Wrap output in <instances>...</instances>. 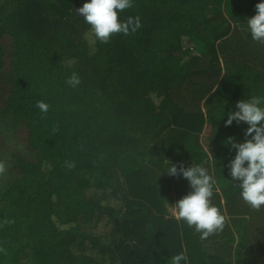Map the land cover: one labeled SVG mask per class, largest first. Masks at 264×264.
Listing matches in <instances>:
<instances>
[{
	"label": "trees",
	"instance_id": "1",
	"mask_svg": "<svg viewBox=\"0 0 264 264\" xmlns=\"http://www.w3.org/2000/svg\"><path fill=\"white\" fill-rule=\"evenodd\" d=\"M86 2L0 0V264H171L182 251L231 264L216 240L264 264V207L229 168L228 140L249 125L226 126L239 101L264 99V44L247 23L264 0H133L119 17L142 27L106 44L75 11ZM173 164L213 176L223 231L202 240L171 214L192 191Z\"/></svg>",
	"mask_w": 264,
	"mask_h": 264
},
{
	"label": "clouds",
	"instance_id": "2",
	"mask_svg": "<svg viewBox=\"0 0 264 264\" xmlns=\"http://www.w3.org/2000/svg\"><path fill=\"white\" fill-rule=\"evenodd\" d=\"M133 7V0H87L82 7L75 11L90 25L96 39L101 43H109L114 35L124 36L135 34L141 27L140 16H129L121 21L119 13ZM256 15L249 18L248 28L252 39L264 44V2L256 5ZM66 83L77 87L81 83L78 73L73 72ZM264 99L251 97L239 101L238 111L229 112L226 126L233 121L249 125L246 130V140L243 143L234 142L229 138L228 143L236 149L235 158L230 161L229 168L233 181H240V196L253 210L259 211L264 207ZM36 107L42 114H47L50 105L43 100L36 102ZM250 137V138H247ZM73 168L74 163H68ZM7 172L5 162L0 161V176ZM168 174L182 176L189 181L192 191L175 203L172 213L178 221H185L190 228L200 234V239L206 240L217 231H223L226 216L212 204V197L219 194L221 189L208 170L199 165L191 167L173 164ZM187 264L186 251L171 257V264Z\"/></svg>",
	"mask_w": 264,
	"mask_h": 264
},
{
	"label": "crops",
	"instance_id": "3",
	"mask_svg": "<svg viewBox=\"0 0 264 264\" xmlns=\"http://www.w3.org/2000/svg\"><path fill=\"white\" fill-rule=\"evenodd\" d=\"M172 208L173 207L170 208L171 209V214H173L172 213ZM233 230L234 231L242 230V226H239V227H235L234 226ZM254 239H256V238H254ZM235 244L236 243H234V246L224 245V244H221L220 241L216 240L215 242H212L210 244V248H212V250H214V252L216 254L225 252L224 254L228 255V257L230 258V263L231 264H255L253 262V258H247L246 256H244L243 258L238 259L237 255H236V245Z\"/></svg>",
	"mask_w": 264,
	"mask_h": 264
},
{
	"label": "rangeland",
	"instance_id": "4",
	"mask_svg": "<svg viewBox=\"0 0 264 264\" xmlns=\"http://www.w3.org/2000/svg\"><path fill=\"white\" fill-rule=\"evenodd\" d=\"M184 45L186 46V47H189L190 46V43L187 41V40H185L184 41ZM155 97V96H154ZM154 99H156V101H159V99H157V98H154Z\"/></svg>",
	"mask_w": 264,
	"mask_h": 264
}]
</instances>
